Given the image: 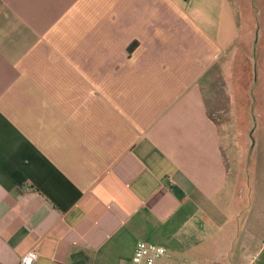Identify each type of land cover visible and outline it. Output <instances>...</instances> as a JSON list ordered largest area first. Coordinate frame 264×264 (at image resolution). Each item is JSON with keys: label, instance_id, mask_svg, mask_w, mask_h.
Instances as JSON below:
<instances>
[{"label": "crops", "instance_id": "crops-1", "mask_svg": "<svg viewBox=\"0 0 264 264\" xmlns=\"http://www.w3.org/2000/svg\"><path fill=\"white\" fill-rule=\"evenodd\" d=\"M247 32L264 0H0V264H264L209 102Z\"/></svg>", "mask_w": 264, "mask_h": 264}, {"label": "rangeland", "instance_id": "rangeland-1", "mask_svg": "<svg viewBox=\"0 0 264 264\" xmlns=\"http://www.w3.org/2000/svg\"><path fill=\"white\" fill-rule=\"evenodd\" d=\"M211 83V115L218 123L229 165L264 177V50L244 33L241 46L225 59ZM244 206V205H243ZM260 234V230L258 232Z\"/></svg>", "mask_w": 264, "mask_h": 264}, {"label": "built area", "instance_id": "built-area-1", "mask_svg": "<svg viewBox=\"0 0 264 264\" xmlns=\"http://www.w3.org/2000/svg\"><path fill=\"white\" fill-rule=\"evenodd\" d=\"M165 256H167V249L165 247L139 241L134 248L131 260L125 264H174L163 262L162 259ZM37 258L38 252L30 250L21 257L19 264H35Z\"/></svg>", "mask_w": 264, "mask_h": 264}]
</instances>
